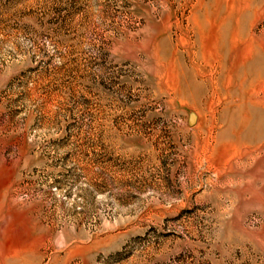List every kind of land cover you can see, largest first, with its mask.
I'll return each instance as SVG.
<instances>
[{
    "label": "rangeland",
    "instance_id": "obj_1",
    "mask_svg": "<svg viewBox=\"0 0 264 264\" xmlns=\"http://www.w3.org/2000/svg\"><path fill=\"white\" fill-rule=\"evenodd\" d=\"M0 264H264V0H0Z\"/></svg>",
    "mask_w": 264,
    "mask_h": 264
},
{
    "label": "water",
    "instance_id": "obj_2",
    "mask_svg": "<svg viewBox=\"0 0 264 264\" xmlns=\"http://www.w3.org/2000/svg\"><path fill=\"white\" fill-rule=\"evenodd\" d=\"M194 121H195V119L193 118V119L191 120V123H194Z\"/></svg>",
    "mask_w": 264,
    "mask_h": 264
}]
</instances>
